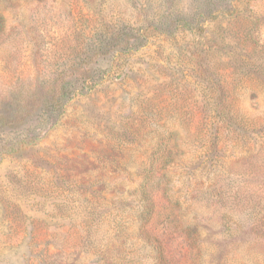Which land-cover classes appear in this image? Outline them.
<instances>
[{
	"label": "rangeland",
	"instance_id": "1",
	"mask_svg": "<svg viewBox=\"0 0 264 264\" xmlns=\"http://www.w3.org/2000/svg\"><path fill=\"white\" fill-rule=\"evenodd\" d=\"M1 16L0 264H264V0Z\"/></svg>",
	"mask_w": 264,
	"mask_h": 264
},
{
	"label": "trees",
	"instance_id": "2",
	"mask_svg": "<svg viewBox=\"0 0 264 264\" xmlns=\"http://www.w3.org/2000/svg\"><path fill=\"white\" fill-rule=\"evenodd\" d=\"M4 18L1 16L0 17V27L3 28V23ZM149 205V204H147ZM154 205H150L148 207H146V210L142 213L140 219L143 222L142 225L139 227L138 231L140 232V235L143 236L144 240H145V244L148 245V247H151V251L150 254L151 256H149V258L151 259V261L149 262V264H164L165 262V255H164V249H163V244L161 243V241L156 238V236L151 233V231L149 229H147V222L149 220L148 215H150L152 213L151 209H154ZM165 214H167L165 216ZM171 214L169 212H164L162 214H160L161 217H164L163 219H165L166 221L169 219L168 217ZM146 219H148L146 221ZM175 223V220H174ZM196 227L193 228L192 226H187L184 228V232L187 236L188 241L190 242V244L194 247V250H197V247L199 245V239L200 236L197 235L198 233L196 232ZM200 248V247H198ZM154 254V255H153ZM195 258L197 260L200 259V255L199 253L197 255H195Z\"/></svg>",
	"mask_w": 264,
	"mask_h": 264
}]
</instances>
